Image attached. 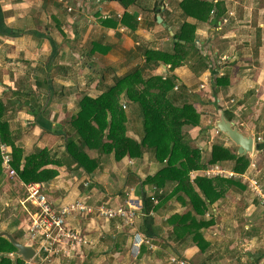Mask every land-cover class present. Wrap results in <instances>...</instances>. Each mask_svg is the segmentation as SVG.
<instances>
[{
	"label": "crops",
	"instance_id": "obj_1",
	"mask_svg": "<svg viewBox=\"0 0 264 264\" xmlns=\"http://www.w3.org/2000/svg\"><path fill=\"white\" fill-rule=\"evenodd\" d=\"M70 1L69 5L73 9L72 11L67 10L66 6L60 3L59 0H0V14L4 24L9 29L20 32L18 36L3 35L0 32V100L7 104L11 103V107L14 110H17L13 106L16 101L12 99L15 93L17 96L31 97L36 104L38 103L36 96L30 94L27 87L25 88V81L19 88L8 86L7 82L10 77H8L6 69L13 67L17 70L16 65L22 62L25 66V74L27 72L36 73L33 75L34 79H36V85L39 88H47L48 91L46 104L43 106L39 104L31 105L30 112L33 114L40 112L43 117L49 119L45 114L51 109L52 119L56 114L60 113L61 119L66 118L68 121L69 117L78 111V102L85 93L77 92L73 85L67 83V87L64 89L67 95L64 94V97L58 99L63 92L61 91L62 93H60L56 90V85L58 84L56 81L65 82L64 80H70V78H65V76L74 70L82 71L83 77L86 79L91 74H98L97 78H90L89 84L97 86L102 92L104 86L101 87L100 78L105 83V80L110 77L123 76L136 67L145 65L146 49L171 51L174 42L177 40L175 38L176 33L180 32V28L184 23H190L196 26L195 38L197 45H199L196 53L191 49L192 57L176 68H172L171 64L164 62L153 64L151 67L148 66L145 75H176L180 79L182 88L177 91L179 96L175 103L194 107L192 111L186 112L185 117L188 124L183 126L182 135L194 148H198L202 152L204 158L205 155L210 156L212 154L214 146H225L227 149L233 148L232 144L236 146L224 133L216 132L215 123L220 118L214 122L211 121L214 118L216 109L220 113L219 117H221V112L223 111L227 120L234 122L244 134L252 135L255 138L256 147L251 154L252 158H256L258 154L259 156H264V151L257 149V146H260L261 143L256 141L258 136L264 138V135H262L264 130L258 131L259 124H264L263 24L260 23L258 28L254 30L248 29L252 28V19L256 18V16L262 18L264 0H241L244 3L241 5L244 8L237 6L239 0H207L214 3L220 1L224 9L223 16L217 24L199 21L196 17L185 14L181 10L180 5L183 0H132V2L127 0L128 5L126 6L120 0ZM247 4L255 6L256 11L254 12L249 8L250 11L247 12ZM212 12L216 14L215 11ZM125 13L135 17L127 20L132 25L131 27L127 24H122L121 20ZM106 17H112L114 21L111 24L104 23L103 21ZM248 18L250 19L246 20ZM240 24H243L242 27ZM11 32H7V34ZM10 39L18 41L19 44L15 45ZM3 42L10 45L9 48L7 46L8 50L6 48L1 51ZM182 42L184 43L185 41L182 40ZM19 46L22 49L24 58L21 60L16 58L14 61L17 64H11L7 60V58H12L9 51L13 50L15 52ZM49 50L50 57L46 61L45 57ZM40 52L45 59L43 61L36 57ZM258 55H261L258 58L259 62L256 60L257 57H255ZM202 57L203 60H201ZM57 59L59 63H57ZM21 71L22 69L19 70V73L22 74ZM64 73L67 74L59 76V74ZM44 77L46 78V83L43 81ZM221 77H224L227 83L216 85L215 81ZM22 78L23 80L28 78V74L23 75ZM94 80L97 81L94 82ZM83 84H86L85 81H83ZM107 85L110 86L112 84L107 83ZM7 91L11 92L12 97L5 100L2 93ZM17 91L23 93H17ZM255 92H257L259 97L257 101L252 97L251 99L249 98V94H254ZM125 102L127 103L128 134L140 139L143 136L140 107L127 99H125ZM19 106L20 109H23L26 105L21 103ZM7 118H9V114ZM34 124L35 136L40 137L37 144L40 148L48 146L51 148L52 145L50 146V144H53L58 137L62 136L63 129L70 131L68 125L64 126V123H54L56 125L55 128L60 130V134L44 132L43 128L37 125L35 121ZM47 136H51V138L47 139ZM60 148L61 150L58 153L55 149L53 151L56 153L57 158H61L63 161L61 170L63 169L64 172L62 174H71L69 178L74 179L78 184L76 183V187L69 186L67 188L70 190L68 193L67 191L55 190L61 193L56 203L84 198L82 196L89 195L90 199L92 196H97V199L101 201L105 199L104 203L109 202L111 205H115L111 203L115 201L117 205L136 203L137 206L141 205L143 207V191H146L147 195H151L154 190L149 184H146L144 187L141 186L140 192L137 190L130 192L126 197L122 195H125V193H120L124 190L127 191L126 188L134 186L129 181H133L136 186V184L139 185V180L142 181L147 176H153L157 172L159 169L155 167L158 166L157 162L149 150H145L142 158L131 159L126 157L117 162L113 154L110 157V155L102 154L97 150L89 151L87 149L89 156L98 159L96 163L97 169L94 170L93 174L89 175L90 180L92 183H100L104 187L83 188L82 180H86L88 175L82 169V175L75 174L74 169L71 171L68 164L71 168L75 164L71 165L68 161H64L63 153L65 148ZM235 148L238 153V147L236 146ZM106 156H109L110 159H105ZM228 163L230 161L220 165L228 166L231 169L230 171L234 172L232 168L234 162L231 167ZM256 163L258 162L253 159L246 171L251 178H253L252 174L254 171L258 170ZM109 170L111 172L114 170L116 173L111 175ZM249 171L252 173H249ZM57 178L53 179V184L59 185L63 176ZM236 180L244 186L247 182L238 178ZM66 181H68L67 178ZM107 186L111 191L107 190ZM245 187V189H241L238 186L228 188V186L225 187L223 184L225 196L212 204L213 213H210V210L207 211L205 220H209L210 216L216 220V217L222 214L226 215L224 212H227L228 215L234 209L233 203L236 201H242L247 212L255 209L257 204L261 207L260 197L251 193L247 186ZM261 188L264 190V187L261 186ZM172 190L173 186L168 184L160 192L167 195ZM95 191L99 192V194ZM247 194L250 195L253 202L252 200H247ZM226 199L227 202H225ZM158 202L160 203V200ZM161 202L162 205L160 207H157L159 206L158 203L156 208H153L154 215L151 216L152 218H138L134 226L125 225L122 220L117 219L109 223L99 221L103 225L100 229L99 226H95V221L84 220L80 217L75 218L73 224L81 226L82 222L86 223V233L89 236H91L90 234L95 228L96 231H100L103 237L106 239L110 238V242L113 241L108 244L103 239L109 248H115V250L117 248L116 252L119 251L118 255L125 248H130L131 255L137 258L145 245L143 244L139 248L136 244L143 237H149L153 246L158 250V247L160 248L159 242H161V238H164V232L173 230V226L168 220L174 214L185 213L186 207L190 210L192 209L190 202H187V205H182L175 196L164 198ZM254 205L256 206L254 207ZM197 217L200 219L199 215ZM77 219H80V223L76 221ZM252 223H250L252 228H256ZM250 224L245 226V228L250 229ZM213 225L217 226L219 222H215ZM201 231L206 230L203 228ZM262 234L260 231V234L253 235L251 241L259 240ZM229 248L230 251L228 252V249L224 247L221 254L227 257V253H231V250H233V245L229 244ZM191 250L198 251L199 248L190 246L183 253H187L188 256L194 253ZM260 255L259 264L264 263V250ZM260 255L257 257H260ZM251 259L255 260V258ZM71 264L78 263L73 260Z\"/></svg>",
	"mask_w": 264,
	"mask_h": 264
},
{
	"label": "trees",
	"instance_id": "obj_2",
	"mask_svg": "<svg viewBox=\"0 0 264 264\" xmlns=\"http://www.w3.org/2000/svg\"><path fill=\"white\" fill-rule=\"evenodd\" d=\"M120 1L123 5H128L127 0ZM219 3L220 1L214 3L207 0H183L180 5L185 14L194 16L199 21L217 24L224 13V9ZM212 11H215L216 14ZM128 18L133 19L135 17L125 13L121 21L122 24L131 27L132 25L127 21ZM113 21L112 17H106L103 22L111 24ZM195 29V25L184 23L180 32L175 35L177 40L174 42L171 51L146 49L145 65L138 66L131 72L117 77L114 84L106 87L96 97L83 94L78 102V111L68 119V128L71 134L62 128V136L65 140L63 159L71 165L75 164L73 167L75 174L82 175L80 172L82 169L87 175H91L97 169L98 159L89 156L87 149L89 151L97 150L105 155L113 154L117 162L126 157L131 159L142 158L145 150H149L154 160L160 165L157 172L153 176H147L142 181L139 180V185L136 184V186L133 181H129L135 187L131 186V188H126L127 191L124 190L120 193H126V195L122 194L126 197L130 192L136 190L140 192L141 186L144 187L149 184L154 189L151 195L155 193L153 197L155 196L158 201L160 200L157 207L162 205V199L174 196L181 200L183 205L190 202L192 204L191 211L174 214L168 222L173 226L177 240L184 241L187 239V235L191 234L197 245L206 252L209 249V244L202 239L201 230L215 224L213 219L205 220V214L210 210L209 207L224 196L223 184L228 188L238 186L241 189H245L246 185H242L236 179L209 178L201 174L192 178L191 172L206 168L209 163L220 165L227 161H233V171L241 174L250 166V158L248 155H238L237 150L233 152L223 146H214L211 158L205 161L202 152L198 148H194L182 135L183 126L188 124L185 117L186 112L192 111L194 107L175 103L179 96L177 91L182 88L180 79L176 75H145L146 68L153 64L164 62L171 64L172 68H176L184 64L186 60L188 61L192 57L190 50L192 49L196 53L197 46H199L195 38ZM0 32L3 35L11 36L20 34V32L13 31L4 24L1 14ZM7 32L11 33L7 34ZM182 40L185 42L183 43ZM43 81L46 83L45 77ZM215 82L216 85H224L227 80L221 77ZM125 99L140 107L143 123V136L140 139L128 134V115L124 108L127 104ZM7 111L8 104L0 100V145L5 143L11 146L13 156L11 165L15 172L26 183L54 179L59 172L46 166L61 165L62 161L55 159L47 147H37L34 152L26 155L24 148L16 143V136L9 129ZM34 114L37 117L35 123L42 127L44 132L60 134V130L55 128L56 125L53 126L52 121L43 117L40 112ZM260 143L261 145H258L257 149L264 151V142ZM45 167L46 169H44ZM68 167L71 169L69 164ZM3 173L0 149V178ZM87 180L89 181H87L86 186L83 185L84 187L93 188L97 186V183H92L88 176ZM168 184L173 186V190L170 194L165 195L160 190ZM142 202L143 210L147 213L156 208L152 196L147 195L146 191L142 193ZM103 204L111 205L109 202ZM197 215L200 216V219ZM148 217L152 218L146 216V218ZM82 219L86 220L87 217ZM117 219L104 221V223ZM15 237L17 236L15 235ZM14 251H16V247L10 240L0 235V264H28L21 257L6 255V253L12 254ZM249 254L251 255L250 258H255L254 254ZM260 258L261 255L256 260L259 261Z\"/></svg>",
	"mask_w": 264,
	"mask_h": 264
},
{
	"label": "rangeland",
	"instance_id": "obj_3",
	"mask_svg": "<svg viewBox=\"0 0 264 264\" xmlns=\"http://www.w3.org/2000/svg\"><path fill=\"white\" fill-rule=\"evenodd\" d=\"M221 4V2L219 3ZM241 4H244L241 0H239V2H237V6L239 8H244ZM66 6V5H64ZM67 10L68 7L66 6ZM71 8V6H70ZM249 8H251L252 11H256V7L253 6L252 4L248 5L247 4V12H249ZM73 9L71 8V11ZM70 11V10H69ZM250 18L246 19L249 20ZM262 23L263 24V30H264V14L262 15V18L256 16V18L252 19V28H248L250 30H254L256 28H258V25ZM243 24H240V26L242 27ZM262 28V27H261ZM11 40V39H10ZM14 42L15 45L19 44L18 41L16 40H11ZM254 45V44H253ZM8 46L9 48V44H5L3 42V44L1 45V51H3V49H6ZM7 48V50H8ZM13 48H15V46H13ZM28 48V47H27ZM9 54L11 55V59L7 58L8 62H10L11 64H17L16 61H14L16 58H19L20 60L24 58L23 56V52L22 49L20 48V46L18 47V49L14 52L13 50L9 51ZM52 54V53H51ZM261 55L255 56L257 57V61L259 62V57ZM37 58H39L40 60H45L48 61L49 57H50V50L47 52V55L44 59L43 54L40 52L37 56ZM56 57V56H55ZM53 57V58H55ZM264 57V55H263ZM255 61V62H257ZM57 63H59V60L57 59ZM17 66V70L13 67L11 68H7L6 69V73H8V77H10L8 79V86L9 87H17L19 88V86L23 85V82L25 81V88L27 87L28 92L30 94H33L34 96H36V100L38 101L37 104L39 105H45L47 102V98H48V91L47 88H39L38 85H36V79H34V74L36 73H28V78L23 80V75H27L25 74V70H24V64L22 62H20ZM22 69V74L19 73V70ZM31 74V75H30ZM67 73L64 74H59V76H65ZM86 75V74H84ZM104 75V73H103ZM98 74H91V76L86 79L83 77L82 71L79 70H74L72 72H69L65 78H70V80H64L65 82L62 81H56L58 84L57 86V91L63 94L59 95L58 99H61V97H64V94L67 95V92H64L65 87H67V83L73 85V87L75 88V90L77 92H81V94L85 93V94H90L94 97L100 95L102 92H100L101 90L99 88H97V86L92 84H89V80L90 78H97ZM117 77L120 76H113L110 77L108 79L105 80V83L102 81V79L100 78V84L101 87L104 86V89L107 85V83H111L114 84L115 79ZM83 81H85V85L83 84ZM97 80H94V82ZM99 84V85H100ZM16 88V89H17ZM73 88V91H74ZM4 90V88H3ZM103 90V89H102ZM5 91V90H4ZM62 91V92H61ZM2 93V92H1ZM255 94V95H254ZM254 94H249V98L251 99L254 98L256 101L259 100V97L257 96V92H255ZM3 99L7 100L9 98H11V92L7 91L6 93H2ZM57 96V95H56ZM16 97V98H15ZM20 97V98H19ZM14 101H16V104L14 103L13 106L15 108H17V110H14L13 107H11V103H8V108L9 110L7 111V115L9 114V129L12 132V134L14 136H16V141L18 144H20L21 146H23L26 155L34 152L37 147H38V142L40 137L39 136H35L36 134L34 133V129H35V124L34 121H36L37 117L35 114H33L32 112H30V106L31 105H37L35 103V100L31 99V97H23V96H17V94L15 93L13 98ZM9 101V100H8ZM22 101V102H20ZM260 102H262V100H260ZM24 103L26 106H24L23 109H20L19 104ZM125 109H127V105L124 106ZM128 111V110H127ZM51 114H52V110H48V113L45 114L46 117L49 118L50 121H52L53 126H55L54 123H64V126L68 125L69 122L67 121V119H61V115L56 114V116L52 119L51 118ZM219 111L218 109H216L215 114H214V118L211 121H215L216 119H219ZM264 114V113H263ZM70 115V114H69ZM54 122V123H53ZM264 130V124L260 123L258 126V131H262ZM24 131H26V133H24ZM69 133H71V131H69ZM264 135V134H262ZM51 136H47V139H50ZM64 138L63 136H60L57 138V140L52 144H50L51 148L48 146L47 149H49V151L51 152V154L53 155V157L57 160H61L60 158H57L56 153H54V149L56 150V152L58 153L59 150H61L60 147H64ZM60 143V144H59ZM223 143V141H222ZM232 144V143H231ZM19 145V146H20ZM225 147V146H224ZM233 148H230L231 151L235 152L237 149L235 148L236 146H234V144H232ZM11 148V146H10ZM12 149V148H11ZM89 150V149H88ZM249 156V154H247ZM203 156V155H202ZM111 157V155H110ZM109 156H106L105 159H110ZM208 158H211V154L210 156L205 155V158L203 156V159L205 161L208 160ZM250 161H252L253 159L256 160V167H258L257 171H253L254 173L253 178H255V180L258 182L259 186L264 187V156H258L256 158H252V155L250 154L249 156ZM113 160V159H112ZM114 161V160H113ZM229 166L231 167V165L233 164L232 161H230V163H228ZM107 165V164H106ZM158 166H155L156 168H159V163H157ZM219 166V168H223L224 170L227 171V173L232 172L230 171L231 169L228 166H222L219 165L217 163L215 164H208L206 168L200 169V170H194L191 172V177H193L192 174H194V172L197 174H202L204 176H206V171H208L210 174H213L212 176H206L209 178H215V177H221L222 179H224L221 174H219V176H217L216 174H214V169H217V167L215 166ZM234 165V164H233ZM51 166H53V169H56L59 174L54 178L56 179L57 177H62L63 179L60 181L59 185L54 183L53 184V179L49 180V181H43V183L45 184L46 187V193L48 194L49 198L51 200H53L54 202H56L59 198V196H61L60 192L55 191V190H60V191H67V193L70 191L69 189H67L69 186L71 187H76V181L74 179H70L69 177L71 176V174H62V172H64V170L61 168L63 167V161L61 162V165H49L46 167H49L51 169ZM46 167L44 169H46ZM229 168V169H227ZM233 168V167H232ZM71 168L70 170L72 171ZM152 171V170H151ZM154 171V169H153ZM152 171V172H153ZM247 171V170H246ZM246 171H244L241 174H238L237 176H235L234 178H229V179H239L242 181H247L245 183V185L248 187L249 191L251 193H254L256 195V191L252 190V188H250L249 186V181L247 180V178L250 176V174H248ZM81 172V171H80ZM109 172L111 173V175L115 174L116 172L114 170H109ZM82 173V172H81ZM206 173V174H205ZM249 173H252L249 171ZM226 174V173H225ZM221 175V176H220ZM3 177L0 178V229L1 230H5V231H9L11 232L13 235L15 234L17 237V239L23 243H30V244H34V241L31 238V233H30V227H31V216L28 213L29 211L31 212V208L29 207V211L27 212V210L25 209V207L21 204V199L25 196V189H24V183H26L22 178L19 177L18 173L16 172V176L13 175L11 176V174H3ZM57 178V179H58ZM65 178V179H64ZM66 178L68 179V181H66ZM88 178H90V176L88 175ZM226 178V177H225ZM89 180H82V185L86 186V183ZM78 184V183H77ZM95 184V183H94ZM98 188H102L104 186H102L100 183L96 184ZM243 185V184H242ZM83 186V187H84ZM59 187V188H58ZM79 187V186H78ZM77 187V188H78ZM85 188V187H84ZM107 190L111 191L109 189V187L107 186ZM97 192V191H95ZM91 193V192H90ZM99 194V192H97ZM155 194V193H154ZM126 195V193H125ZM225 196V195H224ZM84 198L87 199V201L90 204H93L95 206H99L101 204L104 203V201H101L99 199H97V196H92L91 199L89 197V195H85L82 196ZM247 200H252L250 195H246ZM76 199L73 200H69V201H63L61 203H70L72 201H75ZM179 202L181 200L177 199ZM261 200V199H260ZM225 202H227V199L225 200ZM251 202V201H250ZM253 202V200H252ZM112 204L117 205V203H115V201L111 202ZM59 203H56V205H58ZM133 204V205H132ZM136 204V203H135ZM134 203H130V205L134 206ZM183 205V204H182ZM187 205V203H186ZM234 205V209H232L228 215L227 212H224V214L226 215H220L218 217H216L213 221L214 222H219V225H213V226H208L205 227L206 231H201V236L202 239L204 240V242L208 243L209 246H211L208 251L204 252L198 245L197 242L193 239L191 234L187 235V239H185L184 241H179L175 238V233L172 231H167L164 232V238H161V242H159V246L158 250L157 249H152L150 248V250L148 249V247H146V245L143 247V249L141 250V253L139 255V257L135 258L131 255V249L129 248H125L123 250V252H121L120 255H118L117 253L119 251L116 252L115 248H109V246L104 242L106 241L108 244H111L113 241L110 242V238L106 239L105 237H103V235H101L99 230H95V228H93V232L90 234L93 241H94V245L93 247L86 249V256L83 260L80 261V259H75L76 262L78 264H167L168 260L170 258V256H179V255H183L185 257H187L193 264H259L257 259V256L260 255L261 252H263L264 250V204L261 205V207L257 204L254 205V207L256 206L255 209H252L251 212H247L244 209L243 203L242 201H236L235 203H233ZM263 208V209H262ZM188 207H186V209L184 211H188ZM210 209V213H213L212 211V207H209ZM190 210V209H189ZM191 211V210H190ZM211 216L209 218V220H211ZM90 220V219H88ZM77 222L80 223V219L76 220ZM100 222H104V220L100 221ZM107 222V221H105ZM251 222L253 226H256V228H252L251 226ZM250 224V229H246L245 226H248ZM77 227H80L83 232H87L86 231V223H81V226L77 225ZM95 226H99L100 229L102 228V224L99 223V220H95ZM128 226H134L133 224H129ZM85 228V229H84ZM260 231L262 234V236L260 237L259 240H255V242H252L251 238L253 235L255 234H260ZM14 235V236H15ZM89 235V234H88ZM209 238V239H208ZM104 239V241H103ZM109 240V242H108ZM213 243V245H212ZM229 244L233 245V250H231V253H227V257H225L223 254H221V251H223V248L226 247L228 249V252L230 251L229 248ZM190 246H196L197 248H199V250H191L194 251V253H191L187 256V253H183V251L187 248H189ZM111 247V246H110ZM106 251V252H105ZM146 251V252H145ZM16 251L12 252V256L9 253H6L7 256L9 257H13V254ZM186 252V251H185ZM252 253L255 256V260L250 258V254ZM73 261V259H67V258H60V262H58L56 260L55 257L51 258V261L49 262H45L44 264H71ZM33 264H37L38 260L35 258L33 261ZM260 264H264L263 262Z\"/></svg>",
	"mask_w": 264,
	"mask_h": 264
},
{
	"label": "built area",
	"instance_id": "obj_4",
	"mask_svg": "<svg viewBox=\"0 0 264 264\" xmlns=\"http://www.w3.org/2000/svg\"><path fill=\"white\" fill-rule=\"evenodd\" d=\"M60 3L70 8L69 0H59ZM213 13V12H212ZM216 129V132L220 131ZM258 142H264L262 136H258L256 139ZM2 166L4 173L15 175L16 172L12 167V149L9 145L2 143L0 145ZM214 174L226 178H234L238 174L235 172L227 173L223 168L215 166ZM207 173V174H206ZM206 176H212L206 171ZM226 173V174H225ZM193 177L195 174H192ZM220 175V176H221ZM249 186L252 190L256 191V195L260 197L262 204H264V190L259 186L255 178L248 177ZM25 196L21 199V204L25 207L27 212L29 207L31 212L28 213L31 216L30 233L31 238L34 241V246L37 250L35 258L38 260L37 264H44L51 261L52 257H55L57 261L60 258L67 259H82L85 256V250L94 245V241L86 232L80 227L73 224V220L77 217L87 219L90 216V220L95 221H110L112 219H120L125 225H135L138 218H146V216H153V209L147 213L143 210V207L127 204L120 205H107L101 204L99 206L91 205L86 198H78L75 201L68 203H59L51 200L46 193V187L43 182H30L24 183ZM154 195V194H153ZM152 196V200L155 204L158 203L157 198ZM93 215V216H91ZM148 245V248L156 249L151 243L149 237H143L137 245L139 248L142 245ZM12 255V254H11ZM14 257V256H13ZM34 258V259H35ZM33 259V260H34ZM26 261V263H33L32 261ZM167 264H193L187 257L183 255L170 256Z\"/></svg>",
	"mask_w": 264,
	"mask_h": 264
},
{
	"label": "water",
	"instance_id": "obj_5",
	"mask_svg": "<svg viewBox=\"0 0 264 264\" xmlns=\"http://www.w3.org/2000/svg\"><path fill=\"white\" fill-rule=\"evenodd\" d=\"M159 19H161L159 17ZM215 127L230 138L238 147V155L252 154L256 144L252 135L244 134L234 122L226 119L224 112H221L220 119L215 123ZM0 235L7 237L16 247L14 257H21L25 261H31L37 255V250L33 244L19 241L11 232L0 230Z\"/></svg>",
	"mask_w": 264,
	"mask_h": 264
},
{
	"label": "clouds",
	"instance_id": "obj_6",
	"mask_svg": "<svg viewBox=\"0 0 264 264\" xmlns=\"http://www.w3.org/2000/svg\"><path fill=\"white\" fill-rule=\"evenodd\" d=\"M203 87H204V86H203ZM215 128H216V127H215ZM254 140H255V138H254ZM255 144H256V142H255ZM194 174H195V176L192 177V178H195L197 175H199V173L196 174L195 172H194ZM201 175H202V174H201ZM0 230H1V229H0ZM140 241H141V240H140ZM139 243H140V242H139ZM136 245H137V244H136Z\"/></svg>",
	"mask_w": 264,
	"mask_h": 264
}]
</instances>
